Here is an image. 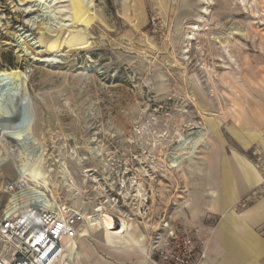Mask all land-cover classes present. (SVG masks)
Segmentation results:
<instances>
[{
    "label": "rangeland",
    "instance_id": "rangeland-1",
    "mask_svg": "<svg viewBox=\"0 0 264 264\" xmlns=\"http://www.w3.org/2000/svg\"><path fill=\"white\" fill-rule=\"evenodd\" d=\"M53 1L0 0V135L25 153L30 178L39 181L40 175L49 173L43 167L45 152L35 149L43 146L40 138H44L47 165L54 170L52 178L65 203L75 201L63 183L68 181L60 174L61 168L78 183V190L79 185L83 187L78 197L82 203L76 205L85 212L127 214L135 221L148 222L151 227L140 223L138 229L146 236L147 246H153L165 220L183 230L197 229L205 235L210 252L222 216L219 205L213 209L209 192H222V159H227L233 176L238 166L235 156L254 164L255 156L264 153L263 132L255 129L256 116L264 117L258 108L264 107V12L259 1L214 0L209 5L211 16L202 13L207 4L201 0H92V8L81 0H66L74 20L68 26L64 22L62 29L54 24L55 12L45 13ZM26 6L34 12L27 14ZM201 14L206 22L199 20ZM32 15H43L39 26L25 21ZM230 20L245 36H235L221 49L215 38L217 29ZM194 24L202 27V34L190 41V52L182 50L183 37ZM21 29L27 34L25 43L17 38ZM30 44L45 55L69 54L60 58V64L44 66L21 57L26 47L34 52ZM4 76L9 78L6 88L18 91L16 103L23 122L4 99ZM193 91L199 92V106L194 96L193 101L188 99ZM239 97L245 100L246 114L241 126L234 128ZM199 107L214 116L203 119ZM190 124L208 125L214 140L203 144L182 171L170 175L161 167L167 165V149H173L176 133H188ZM219 126L221 136L215 139ZM147 139L162 143L154 147ZM13 164L0 165L1 214L9 199L5 184L17 181ZM144 181L150 194L149 210L143 208L141 215L134 203L140 204L125 199L121 192L122 182L145 185ZM92 182L102 183V190ZM253 189L242 194L240 202ZM188 199L192 209H187ZM263 200L246 206L238 202L234 210L245 213ZM105 215L103 220L108 222ZM118 228L126 230L127 224ZM252 230L258 242L264 240V226ZM87 238L95 248L92 264H151L147 260L151 247L145 253L142 246L116 250ZM254 246L257 253L260 247L257 242ZM258 255L243 256L248 262L241 263L264 264V252ZM204 264L216 263L206 259Z\"/></svg>",
    "mask_w": 264,
    "mask_h": 264
},
{
    "label": "bare ground",
    "instance_id": "bare-ground-1",
    "mask_svg": "<svg viewBox=\"0 0 264 264\" xmlns=\"http://www.w3.org/2000/svg\"><path fill=\"white\" fill-rule=\"evenodd\" d=\"M81 1H83L84 5L87 8L88 7L92 8V6L94 5V3H92V0H81ZM201 1L205 2V4H207V6H205L203 8L202 13L203 14L204 13L205 14H211V16H212V12H211V9L209 8V5H212L214 0H201ZM243 1H245V0H243ZM256 1H259L260 10L262 12H264V0H251V3L256 2ZM24 9L27 12V14H32L34 12V10L31 6H26ZM48 12H55V14L58 15V17L55 18L54 24L59 29H62V27H64V25H63L64 22H67V23H65V25L68 26L70 24V21L74 20V15H73L74 13H73L72 7L66 0H54L52 3H49L48 4V10L45 13H48ZM203 14H201L199 16V20L201 21V19H202L201 22H206V19L204 18ZM42 16L41 15H38V16L32 15V16L28 17L27 19H25V21L27 23H29L30 25L32 24L33 26H36V25L39 26L43 21V18H41ZM230 21L231 22H229L227 25H224L223 27H220L219 29H217V30H219V32L217 33L215 38L220 43L219 46L221 49L226 48L229 45L230 40L233 39L235 36H245V32L242 30V28L236 26L235 24H232L233 23L232 20H230ZM196 24H194V27L192 26V29L190 31H188L187 34L185 33L186 35L183 37L184 47L182 50L190 52V46L192 44L190 41L197 40L199 35L202 34L201 32H199L202 30V27L200 25L197 26ZM194 30H198L199 33H196ZM214 31L215 30H211L210 34H214ZM26 35L27 34H26V32L23 31V29L19 30L17 32L18 41L21 43H25L26 38H27ZM213 36H212V38H213ZM212 38L209 37V39H212ZM30 46L34 49V52H29L28 48L26 47V51L23 52L21 57L25 58L29 61H32V62L41 63L44 66H52L54 64H60V63H62L60 58L62 56H67L69 54V51H66L63 54L45 55L43 53V51L38 50L39 47H35V44H30ZM185 53L186 52H183L182 55L186 58ZM186 59H188V58H186ZM179 63H180V61H179ZM184 64H185V62H184ZM186 70L187 69L185 68L184 72L187 74ZM211 80H212V78H211ZM7 82H9V78L7 76H4V79H2V81H1L2 86L5 88V93H4L5 98L4 99L7 100L8 104L10 103L11 106L14 107L13 111L15 112V114H17L18 119H20V121L23 122L25 120V117L21 114V107L18 105L19 103H16L18 91L15 89L6 88ZM192 93H193V95L190 94L188 99H191L193 101V96H194L195 101H196V105L199 106V104H200L199 99H198L199 92L197 91L195 93L193 91ZM199 112L202 114L203 119L205 118L204 116H206V117H213L214 116L213 114L206 112V111L202 110L201 108H200ZM188 127H189V130H188L187 134L176 133L174 135V137H173L174 138V144H172L173 149H171L170 147H169L170 149L169 148L167 149L168 161H164V162L167 163L168 167H167V165L166 166L163 165L161 167H163V170L166 171L167 173H169L170 175H172L175 171H177V172L182 171L185 164H187L186 163L187 160L191 161L192 158H194L195 154L197 153V150L203 144H205L208 140H214V139H211V130L208 127V125H205L203 128H200V127H197L195 124H190ZM139 130H140V128H139ZM176 132H178V131H176ZM151 139L148 141H149V143L151 142V144H153L154 147H155V144L162 143L161 141L157 140L158 138L155 139V141H152ZM40 140L42 141L43 146H40L39 148L37 146H35V149L36 150L40 149L41 151L45 152L46 156H45V161H44L43 167L46 171L49 172V173H47L46 177L42 176V175L39 176V179L43 182L30 178V174L28 172V167L26 168L28 161H27V157H26L25 153H23V151L20 148H18L17 145H15L14 141H12L7 136H1V135H0V165L1 166H7V165H9L10 162L14 163L13 165H15V169H14L15 170V178L18 180V182H23L26 185L27 184L30 185L35 190L40 192V194H43L46 197L49 196V198L52 197L53 200L55 202H57L58 197L60 195V187H59L58 182H55L52 178V173L54 172V170L50 169L47 165V160H48L49 156L47 155L48 150L45 146L44 138L43 139L40 138ZM20 145H22V144H19V146ZM158 156L160 158L163 157L161 155V153ZM165 156H166V154H165ZM154 159L157 160V158H154ZM57 162L58 161L56 160V163ZM191 166L192 165H189V170L191 169ZM154 170L157 171L155 167H154ZM35 172H37V171L35 170ZM60 174L62 175V177L65 181H68V182H63V183H65L66 186L69 187L67 189V192L70 194L71 199H73L75 201V202L73 201L74 203L72 206H74L76 208V210L80 213L81 218H82V224L79 228V234H80V236L78 238L79 239V246L78 245L76 246L75 245L76 243H72V242L69 244L70 237L65 239L66 247H71V249L74 250V252H75L74 254H75L76 259H74V264H76L77 260L80 257V242H81V239L83 237L87 238V236H89L90 239L93 241H98L99 243H104L108 247H115V246H117L116 241L121 240L122 238L126 237V234L125 235L117 234L118 227L123 229V226L125 224H127V227H128V225H132V226L134 225V226L139 227L140 223H144L146 227H151V225L148 222H146V221L145 222L135 221V219L128 217L127 214H121V216H119V215H114L111 212L113 215L106 214L107 215L106 216L104 214V212H97L94 214H93V212H91V213H89L88 211L85 212V209L81 208V206L76 205L77 201L82 203V200L78 199V197L83 192V187L81 185H79V187H81V190H78L79 188L78 189L76 188V187H78L77 186L78 183L75 182L72 177L70 178L69 174L66 173L64 168H61ZM148 177L153 179L152 175H150ZM144 178L145 177H143V179ZM141 181H142V179H141ZM84 183L87 184L88 182H84ZM92 183L97 185V190H102V188H103L102 183H100V182H92ZM122 184H123V189H122L121 194L123 195V197L125 199H127V200L131 199L133 201H136V203L140 204L137 207V205L134 203L135 207L138 209L139 214H141V215L144 214L142 211L143 208H145V210H149V206L146 203L148 201V198L150 197V194L148 193V190L146 188V182H145V185H143V183L139 184V182H128V183L122 182ZM139 187H141V191H140ZM76 191H77V193H76ZM82 196L83 195H81V197ZM153 197H154V195H153ZM105 200H101L100 203L107 202ZM7 205H8V203H7ZM102 206L100 205V206H98V209H96L97 208L96 207L94 210L99 211L100 207H102ZM113 208H114V206H113ZM45 209H46L45 207H41V206L37 207V209L35 210V216L34 217L43 216V214H45ZM2 214H3V212H2ZM2 214L0 212V221H1V217L3 216ZM104 215L107 217V221H108L107 223H114L115 222L117 224L114 227V229L111 230L106 224H104V220H103ZM155 228H157V227H155ZM129 231L130 230H128V232ZM96 232H97V234H96ZM145 243H146V241H145ZM143 248H144L143 252L145 253V250L148 249V246L144 245Z\"/></svg>",
    "mask_w": 264,
    "mask_h": 264
},
{
    "label": "built area",
    "instance_id": "built-area-1",
    "mask_svg": "<svg viewBox=\"0 0 264 264\" xmlns=\"http://www.w3.org/2000/svg\"><path fill=\"white\" fill-rule=\"evenodd\" d=\"M253 163L262 181L239 202L241 206L264 197V153ZM4 193L9 199L0 221V264H74L75 252L66 247L65 239L79 246L82 218L76 208L18 180L7 182ZM39 206L46 208L45 214L34 217ZM157 232L153 246L148 244L151 264H204L208 241L197 229L183 230L165 220Z\"/></svg>",
    "mask_w": 264,
    "mask_h": 264
},
{
    "label": "crops",
    "instance_id": "crops-1",
    "mask_svg": "<svg viewBox=\"0 0 264 264\" xmlns=\"http://www.w3.org/2000/svg\"><path fill=\"white\" fill-rule=\"evenodd\" d=\"M239 101V108L237 110L238 114L233 116L235 121L234 128L241 126V121L244 120V115L246 114L245 100L242 97H239ZM258 108L259 112H261L264 116V107L262 105H258ZM220 127L221 126L217 128L215 139H220ZM255 129L256 132H259L258 130L261 129L264 135V117L256 116ZM261 144L264 145V142ZM237 157L238 159L236 156L234 158V161L236 160L235 164L238 165L237 172L234 170L233 176L229 174V170L227 169V159H222V166L224 169L222 177H220L221 179L219 181L223 183V185L221 184L223 188L221 192L222 195L219 194L220 192L218 190L214 189H211L209 192L212 198L211 203L213 209L215 210V206L219 205V210L222 216V219L216 228V239L214 240L215 244L211 248L210 252L208 250L207 253V260L216 264H242L244 262L243 260H246L248 257L257 254L260 255V253L264 252V240L258 242L259 239L252 230V228L264 226V200L245 213L237 214L234 210V207H236L237 203L240 201V196L256 187L262 181V176L258 168L248 159L240 155H237ZM232 177L234 179L233 181ZM230 180L232 182H229ZM189 202L190 205L187 209H192L193 203L191 200H189ZM104 223L111 230L115 227L113 223H107L105 220ZM131 226L132 225H128L127 229L123 231L118 228L117 234L125 235L126 233V237L116 241L117 246L109 248L117 250L121 248H139L142 246L141 249L144 251L143 247L145 245L146 236L138 230L140 227L134 225L132 227ZM128 230L130 231L128 232ZM224 236H227L228 239H224ZM81 241L82 247L80 244V257L76 264H92L91 259L95 255L94 243L89 241L86 237H83ZM256 242L260 247L257 253L254 252V249L256 248L254 244H256ZM101 244L107 246L104 243ZM226 246L230 248V251L233 250L232 252L234 254L230 251L227 252ZM243 256H245L246 259H243ZM237 259H240L241 261L238 262ZM142 263L146 264L147 261H142Z\"/></svg>",
    "mask_w": 264,
    "mask_h": 264
}]
</instances>
